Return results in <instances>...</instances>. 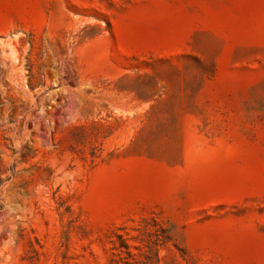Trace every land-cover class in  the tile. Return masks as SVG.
I'll return each mask as SVG.
<instances>
[{
    "label": "rangeland",
    "instance_id": "1",
    "mask_svg": "<svg viewBox=\"0 0 264 264\" xmlns=\"http://www.w3.org/2000/svg\"><path fill=\"white\" fill-rule=\"evenodd\" d=\"M0 264H264V0H0Z\"/></svg>",
    "mask_w": 264,
    "mask_h": 264
}]
</instances>
